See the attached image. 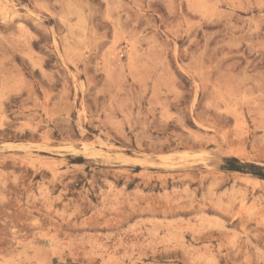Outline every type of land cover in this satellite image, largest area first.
<instances>
[{
  "label": "rangeland",
  "instance_id": "374dc122",
  "mask_svg": "<svg viewBox=\"0 0 264 264\" xmlns=\"http://www.w3.org/2000/svg\"><path fill=\"white\" fill-rule=\"evenodd\" d=\"M0 264H264V0H0Z\"/></svg>",
  "mask_w": 264,
  "mask_h": 264
}]
</instances>
